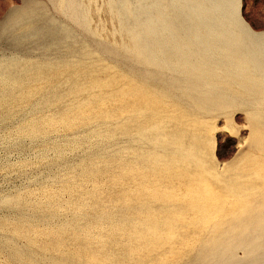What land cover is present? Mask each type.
Instances as JSON below:
<instances>
[{
    "label": "rangeland",
    "instance_id": "374dc122",
    "mask_svg": "<svg viewBox=\"0 0 264 264\" xmlns=\"http://www.w3.org/2000/svg\"><path fill=\"white\" fill-rule=\"evenodd\" d=\"M199 1L0 0V264H264V0Z\"/></svg>",
    "mask_w": 264,
    "mask_h": 264
},
{
    "label": "bare ground",
    "instance_id": "6f19581e",
    "mask_svg": "<svg viewBox=\"0 0 264 264\" xmlns=\"http://www.w3.org/2000/svg\"><path fill=\"white\" fill-rule=\"evenodd\" d=\"M147 1H148V0H147ZM149 1H150V0H149ZM187 1H188V0H187ZM194 1H195V0H194ZM201 1L203 2V0H201ZM201 1H199L200 4H202ZM216 1H217V3H215L216 6H218L217 4H219V6L222 7V5H223V6H224V5L226 6V5L228 4V2H227L226 0H214V2H216ZM196 2H197V1H196ZM196 2H195V3H196ZM183 3H184V2H183ZM195 3H194V4H195ZM204 3H205V6L208 4L207 1H205ZM210 3H211V2H210ZM149 4H150V3H149ZM212 4H214V3H212ZM212 4H211V5H212ZM140 5H141V4H140ZM163 5H164V4H163ZM203 5H204V4H203ZM211 5H210V6H211ZM142 6H144V5H142ZM205 6H204V7H205ZM208 6H209V5H208ZM208 6H206V8H207ZM201 7H202V5H201ZM196 8H197V7H196ZM206 8H205V10H206ZM143 9H144V8H143ZM143 9H142V10H143ZM148 9H149V7H148ZM186 9H187V8H186ZM202 9H203V8H202ZM202 9H201V10H202ZM208 9H212V8H208ZM208 9H207V11H208ZM219 9H220V8H219ZM221 9H223V7H222ZM221 9L218 11V8H217V11L220 12ZM224 9H225V7H224ZM224 9H223V10H224ZM139 10H140V9H139ZM144 10H145V9H144ZM146 10H147V9H146ZM226 10H227V9H226ZM213 11H214V10L212 9V12H213ZM224 11H225V10H224ZM134 12H136V11H134ZM188 12H189V11H188ZM188 12H187V13H188ZM212 12H210V13H212ZM225 12H226V11H225ZM166 13H167V11H166ZM226 13H227V12H226ZM228 13H229V12H228ZM228 13H227V14H228ZM141 14H143V13H141ZM141 14H140V15H141ZM154 14H156V13H154ZM171 14H172V12H171ZM174 14H175V12H174ZM185 14H186V13H185ZM185 14H184V15H185ZM176 15H177V14H176ZM197 15H198V14H197ZM202 15H203V13H202ZM208 15H209V14H208ZM224 15H225V14H224ZM231 15H232V14H231ZM156 16H158V15H156ZM206 16H207V15H206ZM209 16H210V15H209ZM227 16H228V15H227ZM227 16H226V17L224 16V17L227 19ZM233 16H234V15H233ZM143 17H144V16H143ZM158 17H159V16H158ZM200 17H201V16H200ZM213 17H214V16H213ZM217 17H218V16H217ZM217 17H214V19L216 20ZM235 17H237V16L235 15ZM161 18H162V17H161ZM176 18H177V16H176ZM192 18H193V17H192ZM211 18H212V17H211ZM211 18H208V20H209V19L212 20ZM219 18H220V16H219ZM230 18H231V17H230ZM144 19H145V18H144ZM173 19H174V18H173ZM183 19H184V18H183ZM200 19H201V18H200ZM238 19H239V18H238ZM204 20H205V19H204ZM206 20H207V19H206ZM206 20L203 21V22L205 23ZM217 20H219V19L217 18ZM239 20H240V19H239ZM165 21H166V20H165ZM175 21H176V20H175ZM183 22H184V21H183ZM195 22H196V21H195ZM195 22H193V23H195ZM179 23H180V22H179ZM212 23L214 24L215 22L212 21ZM216 23H217V22H216ZM220 23H221V22H220ZM232 23H233V22H232ZM234 23H235V22H234ZM241 23H242L241 21H237L236 24H237L238 26H240V27L243 26V28H244L245 31H246V30H247L246 27H245L244 25H242ZM177 24H178V22H177ZM34 25H35V24H34ZM193 25H194V24H193ZM205 25H206V24H205ZM207 25H210V24H207ZM214 25L216 26V25H218V24H214ZM219 25H220V24H219ZM38 26H39V25H38ZM169 26H170V24H169ZM212 26H213V25H212ZM221 26H222V25H220V27H221ZM141 27H143V26L141 25ZM144 27H145V26H144ZM197 27H198V26H197ZM155 28H157V27H155ZM159 28H160V27H159ZM198 28H199V27H198ZM207 28H208V27H207ZM214 28H215V27H214ZM217 28H218V27H217ZM217 28H215V29H217ZM223 28H224V27H222V29H223ZM38 29H39V28H38ZM38 29H37V30H38ZM161 29H163V28H161ZM172 29H173V28H172ZM178 29H179V28H178ZM220 29H221V28H220ZM220 29H219V31H221ZM239 29H240V28H239ZM244 29H243V30H244ZM39 30H40V29H39ZM194 30H195V29H194ZM196 30H197V29H196ZM199 30L201 31V28H200ZM207 30H208V29H207ZM213 30H214V29H213ZM241 30H242V29H241ZM34 31H35V30H34ZM142 31H144V29H143ZM142 31H141V32H142ZM156 31H157V30H156ZM161 31H162V30H161ZM183 31H185V30H183ZM192 31H193V29H192ZM211 31H212V30H211ZM145 32H146V31H145ZM177 32H178V31H177ZM180 32H181V31H180ZM201 32H202V31H201ZM209 32H210V31L208 30V33H209ZM217 32H218V29H217ZM229 32H230V30H229L227 33H229ZM235 32H236V31H235ZM247 32H248V31H247ZM38 33H39V32H38ZM175 33H176V32H175ZM178 33H179V32H178ZM181 33H182V32H181ZM213 33H214V32H213ZM220 33H221V32H220ZM230 33H231V32H230ZM230 33H229V34H230ZM244 33H245V32H244ZM158 34H159V33H158ZM164 34H165V33H164ZM211 34H212V33H211ZM211 34H209V35H211ZM214 34H215V37H214V38H216V33H214ZM229 34H228V35H229ZM237 34H238V33H237ZM177 35H178V34H177ZM177 35H176V36H177ZM182 35H183V33H182ZM182 35H181V36H182ZM205 35H206V34H205ZM209 35H208V36H209ZM232 35H233V34H232ZM165 36H166V35H165ZM167 36H168V35H167ZM185 36H186V33H185ZM213 36H214V35H211V38H212ZM218 36H219V35H218ZM218 36H217V37H218ZM224 36H225V34H224ZM248 36H249V38H250L251 40H253V41L256 40V39L258 40V38L252 36L251 34H249ZM153 37H156V36H153ZM203 37H204V36H203ZM230 37H231V35H230ZM178 38H179V37H178ZM181 38L183 39L184 37H181ZM205 38H206V36L204 37V39H205ZM182 39H181V41H182ZM217 39H218V38H217ZM220 39H221V38H220ZM220 39H219V41H221ZM222 39H223V40H222V44H221V45H223V46H227L228 48L233 47V48L235 49V47L232 46V45L239 44V46L237 47V48L239 49V51H240V52H242V50L244 51V47H242V44H240L239 39L233 38V36H232V39H233L232 41H231V40H227L225 37L222 38ZM228 39H229V37H228ZM153 40H154V38H153ZM188 40H189V39H188ZM188 40H187V41H188ZM260 40H261V39H260ZM177 41H178V40H177ZM179 41H180V40H179ZM262 41H263V40H262ZM149 42H150V41H149ZM149 42H148V43H149ZM155 42H156V40L154 41V44H155ZM184 42H185V41H183L181 44H183ZM191 42H192V41H191ZM200 42H201V41H200ZM200 42H199V43H200ZM207 42H208V41H207ZM215 42L217 43V40H216V41L211 40V42H208V43H210V45H211L210 47H211V48H215L214 50H215V52H217V50H219V49L216 50L217 46L215 47L214 44H213V43H215ZM243 42H244V41H243ZM256 42L259 43V41H256ZM256 42H254V43H256ZM151 43H152V42H151ZM171 43L173 44V42H171ZM218 43H219V42H218ZM244 43H245V42H244ZM156 44L158 45V43H156ZM172 44H171V45H172ZM184 44H185V43H184ZM151 45H152V44H151ZM171 45H170V47H171ZM187 45H188V47H189V42H188ZM194 45H195V43H194ZM197 45H198V44H197ZM215 45H216V44H215ZM258 45H260V43H259ZM184 46H185V45H184ZM191 46H192V45H191ZM212 46H213V47H212ZM253 46H254V45H253ZM173 47H174V46H173ZM192 47H193V46H192ZM197 47H198V46H197ZM197 47H196V49H197ZM208 47H209V46H208ZM254 47H255V46H254ZM259 47H260V46H259ZM263 47H264V44H263ZM180 48H181V47H180ZM182 48H183V46H182ZM202 48H204V46H203ZM224 48H225V47H224ZM228 48H227V50H228ZM174 49H175V48H173L172 50L174 51V53H176L175 51H177V50H176V49L174 50ZM185 49H186V47H185ZM192 49H193V48H192ZM194 49H195V48H194ZM196 49H195V50H196ZM198 49H199V47H198ZM198 49H197V50H198ZM225 49H226V48H225ZM248 49H249V46H248ZM260 49H261V48H260ZM260 49H259V50H260ZM156 50H157V49H156ZM186 50H188V49H186ZM201 50H202V49H201ZM231 50H232V49H231ZM249 50H252V48L249 49ZM262 50H263V49H262ZM262 50H261V52L263 53ZM158 51H159V50H158ZM182 51H183V49H182ZM191 51H192V50H191ZM202 51H203V50H202ZM211 51H213V50H211ZM221 51H222V50H221ZM232 51H233V50H232ZM235 51H236V50H235ZM219 52H220V50H219ZM230 52H231V51H230ZM240 52H239V53H240ZM158 53H159V52H158ZM184 53H185V52H184ZM188 53H189V51H188L186 54H184V55L186 56ZM197 53H198V51H197ZM200 53H201V52H200ZM213 53H214V52H213ZM221 53H222V52H221ZM225 53H226V52H225ZM225 53L223 54V56H225ZM246 53H247V51H246ZM253 53H254V52H253ZM253 53L251 52V54H253ZM171 54H172V52H171ZM171 54H170V55H171ZM176 54H179V53H176ZM176 54H175V55H176ZM189 54H190V53H189ZM189 54H188V55H189ZM191 54H192V52H191ZM214 54H215V53H214ZM228 54H229V53L227 52V55H228ZM230 54H231V53H230ZM232 54H233V53H232ZM240 54H242V53H240ZM251 54H249L250 57H251ZM170 55H169V58H170ZM182 55H183V54H182ZM188 55H187V56H188ZM217 55H219V54L217 53ZM234 55H235V54H234ZM167 56H168V55H167ZM180 56H181V55H180ZM190 56H191V55H189L188 57L191 58ZM194 56H195V55H194ZM197 56H199V55L197 54ZM203 56H204V54H203ZM237 56H238V55H237ZM257 56H258V55H257ZM171 57H172L173 59H175L176 56L173 57V56L171 55ZM205 57H206V56H205ZM225 57H226V56H225ZM228 57H230V56H227V58H228ZM240 57H241V56H240ZM177 58L179 59V57H177ZM177 58H176V59H177ZM196 58H197V57H196ZM196 58H195V59H196ZM203 58H204V57H203ZM217 58H218V56H217ZM241 58H242V57H241ZM166 59H168V57H167ZM178 59H177V60H178ZM182 59H183V58H182ZM192 59H193V58H192ZM210 59H211V58H210ZM220 59H221V58H219V60H220ZM222 59H223V58H222ZM259 59H260V58H259ZM263 59H264V58H263ZM177 60H176V61H177ZM200 60H201V59H200ZM200 60H199V61H200ZM203 60H204V59H203ZM211 60H212V59H211ZM227 60H228V59H227ZM244 60H245V59H244ZM161 61H162V60H161ZM168 61H169V60H168ZM171 61H172V60H171ZM178 61H179V60H178ZM205 61H206V59H205ZM208 61H209V59H208ZM213 61H214V60H213ZM217 61H218V60H217ZM221 61H223V60H220V62H221ZM224 61H225V60H224ZM230 61H233V63H234V60H231V59H230ZM254 61H256V60H254ZM259 61L261 62L262 59L259 60ZM174 62H175V61H174ZM191 62H192V60H191ZM195 62H197V61H195ZM210 62H212V61H210ZM214 62L216 63V61H214ZM214 62H213V64H214ZM218 62H219V61H218ZM227 62H228V61H227ZM227 62H225V63H227ZM241 62H242V61H241ZM246 62H247V61H246ZM248 62H249V61H248ZM252 62H253V61H252ZM252 62H251V63H252ZM262 62H263V61H262ZM179 63H180V62H179ZM183 63H186V62H183ZM183 63H182V64H183ZM188 63H189V62H188ZM197 63H198V62H197ZM200 63L205 64L204 62H200ZM200 63H199V64H200ZM256 63H257V62H256ZM174 64H175V63H174ZM176 64H177V62H176ZM206 64H207V63H206ZM210 64H212V63H210ZM213 64H212V65H213ZM218 64H219V63H218ZM223 64H224V62H223ZM234 64H236V63H234ZM238 64H239V63H237L236 65H238ZM252 64H253V63H252ZM252 64H251V65H252ZM171 65H172V64H171ZM179 65H180V64H179ZM179 65H178V66H179ZM187 65H188V64H187ZM214 65H215V64H214ZM221 65H222V64H221ZM236 65H234V66H236ZM239 65H240V64H239ZM185 66H186V65H185ZM188 66H189V65H188ZM190 66H191V65H190ZM215 66H217V65H215ZM229 66H231V63H230ZM255 66H256V65H255ZM175 67L177 68V66H175ZM180 67H182V66L180 65ZM186 67H187V66H186ZM218 67H219V66H218ZM222 67H223V66H222ZM236 67L239 68V66H236ZM242 67H243V65H242ZM242 67H241V68H242ZM246 67H247V64H246ZM182 68H185V67H182ZM188 68H189V67H188ZM188 68H187V69H188ZM247 68H248V67H247ZM185 69H186V68H185ZM187 69H186V70H187ZM211 69H212V68H211ZM244 69H245V67H244ZM249 69H250V68H249ZM230 71H231V70H230ZM230 71H229V72H230ZM250 71H251V69H250ZM189 72H190V71H189ZM191 72H193V71H191ZM229 72H228V73H229ZM259 72H260V71H259ZM246 73H248V72H246ZM260 73H261V72H260ZM184 74H185V73H184ZM186 74H187V71H186ZM189 74H190V73H189ZM254 74H255V73H254ZM261 74H262V73H261ZM238 75H239V74H238ZM191 76H192V75H191ZM173 77H174V76H173ZM185 77H187V76H185ZM189 77H190V76H189ZM192 77H193V76H192ZM235 77H236V76H235ZM195 78H197V77H195ZM200 78H201V77H200ZM215 78H216V77H215ZM244 78H245V77H244ZM171 79H173V78L171 77ZM187 79L189 80L190 78H187ZM192 79H193V78H192ZM202 79H203V77H202ZM242 79H243V78H242ZM176 80H178V79H176ZM181 80H183V78H182ZM181 80H180V81H181ZM203 80H205V79H203ZM203 80H201V81H202V82H205V81H203ZM189 81H190V80H189ZM195 81H196V79H195ZM197 81H199L198 78H197ZM201 81H200L199 83H201ZM207 81H208V80H207ZM210 81H211V79H209V82H210ZM254 81H255V79H254ZM175 82H176V81H175ZM233 82H234V81H233ZM240 82H241V81H240ZM185 83H186V82H185ZM191 83H192V81H191ZM205 83H208V82H205ZM224 83H225V82H224ZM235 83H236V82H235ZM255 83L257 84L256 81H255ZM187 84H188V82H187ZM194 84H196V83L194 82ZM212 84H213V82H212ZM212 84H211V86H213ZM173 85H174V84H173ZM175 85H176V84H175ZM201 85H202V84H201ZM208 85H209V83H208ZM221 85H222V84H221ZM221 85H219V86H221ZM223 85H224V84H223ZM178 86H179V85H178ZM211 86H210V87H211ZM215 86L218 88L217 85H215ZM224 86H225V85H224ZM201 87H202V86H201ZM204 87H206V86H204ZM204 87H202L201 89H203ZM210 87H209V88H210ZM216 87H215V89H217ZM221 87H222V86H221ZM225 87H226V86H225ZM211 88H212V87H211ZM222 88H223V87H222ZM192 89H194V88H192ZM192 89H191V90H192ZM195 89H197V88H195ZM198 89H199V88H198ZM198 89H197V90H198ZM215 89H214V90H215ZM218 89H219V88H218ZM218 89H217V90H218ZM224 89H225V88H224ZM227 89H228V88H227ZM227 89H226V91H227ZM208 90H209V89H208ZM208 90H206V91L209 92ZM222 90H223V89H222ZM195 91H196V90H195ZM201 91H202V90H201ZM220 91H221V90H220ZM223 91H224V90H223ZM223 91H222V92H223ZM226 91H225L224 93H222V94H225ZM196 92H197V91H196ZM197 93H198V92H197ZM197 93H196V94H197ZM188 94H189V93H188ZM188 94H187V95H188ZM226 94H227V93H226ZM226 94H225V95H226ZM230 94H231V93H230ZM193 95H194V94H193ZM193 95H192V96H193ZM197 96L200 97V96H199V93H198ZM197 96H196V97H197ZM212 96H213V95H212ZM220 96H221V95H220ZM220 96H219V97H220ZM226 96H227V95H226ZM226 96H225V97H226ZM230 96H231V95H230ZM254 96H255V95H254ZM187 97H189V96H187ZM190 97H191V96H190ZM198 97H197V98H198ZM241 97H242V96H241ZM255 97H256V96H255ZM221 98H222V97H221ZM229 98H231V97H229ZM193 99L196 100V98H194V97H193ZM202 99H203V98H202ZM223 99H224V98H223ZM233 99H234V98H233ZM241 99H242V98H241ZM243 99H244V98H243ZM253 99H254V98H253ZM257 99H259V98H257ZM197 101H198V99H197ZM199 101H200V100H199ZM224 101H225V99H224ZM254 101H255V99H254ZM200 103H201V101H200ZM250 103H251V102H250ZM250 103H249V104H250ZM261 103H262V101H261ZM203 105H204V104H203Z\"/></svg>",
    "mask_w": 264,
    "mask_h": 264
}]
</instances>
